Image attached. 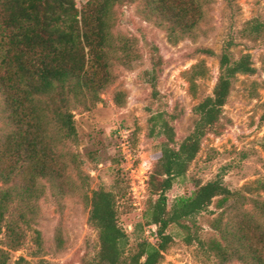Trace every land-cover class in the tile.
Masks as SVG:
<instances>
[{
	"label": "trees",
	"instance_id": "16d2710c",
	"mask_svg": "<svg viewBox=\"0 0 264 264\" xmlns=\"http://www.w3.org/2000/svg\"><path fill=\"white\" fill-rule=\"evenodd\" d=\"M122 3L137 4L143 17L169 37L183 38L195 31L205 0H87L81 8L75 0H0V234L8 248L22 247L46 184L60 195L75 191L58 148L76 135L73 110L95 106L117 80L116 65H129L140 56L132 37L113 31L114 8ZM263 31L257 19L246 28L254 39L263 37ZM230 45L219 54L210 48L197 50L218 57L219 73L212 93L193 106V125L180 141L174 126L180 115L168 110L157 90L162 68L153 48L152 67L145 76L157 107L148 124L149 134L161 143L149 175L143 221L134 226L138 236L130 243L118 223L117 192L93 190L87 222L97 232L98 247L82 264H161L173 243L171 226L189 231L183 221L194 222L215 198L217 207H223L234 194L218 173L196 183L189 195L168 196L176 180L186 176L203 138L221 133L223 108L237 76L256 73L250 54L234 58ZM122 97L118 92L114 99L120 103ZM258 207L264 214V202ZM211 225L217 238L205 242L188 235L186 243L197 241L222 262L264 264V226L253 216L235 214ZM152 226L153 242L144 235ZM8 259V252L0 249V264Z\"/></svg>",
	"mask_w": 264,
	"mask_h": 264
},
{
	"label": "rangeland",
	"instance_id": "374dc122",
	"mask_svg": "<svg viewBox=\"0 0 264 264\" xmlns=\"http://www.w3.org/2000/svg\"><path fill=\"white\" fill-rule=\"evenodd\" d=\"M75 1L81 8L87 0ZM114 15L113 31L132 37L140 56L129 65H116L117 80L95 106L73 110L76 135L58 148L67 160L75 191L60 195L46 184L22 247L8 248L0 234V249L9 256L7 264H82L90 258L98 240L87 217L92 191L100 187L117 192L118 223L130 243L134 242L138 236L134 226L143 221L149 196V175L160 154L161 139L149 134L148 124L157 107L145 76L152 67L153 48L162 68L157 90L168 110L180 115L174 121L180 141L193 125V106L212 93L219 73L218 57L197 50L210 48L219 54L228 42L234 58L250 54L256 73L237 76L223 108L221 133L203 138L186 176L176 180L168 196L172 200L189 195L196 183H205L218 173L234 194L223 207H217L219 198H215L194 222L183 221L189 231L171 226L173 243L161 264H245L234 259L222 262L197 241L186 243L185 237L192 235L205 242L217 238L213 220L224 222L240 213H248L264 226V214L258 207L264 202V31L259 39L246 32L252 20L264 25V0H205L195 31L183 38L169 37L146 20L137 4H118ZM198 64L203 66L201 71L194 69ZM118 92L123 94L120 103L114 99ZM154 231V226L145 228L144 235L152 242Z\"/></svg>",
	"mask_w": 264,
	"mask_h": 264
}]
</instances>
